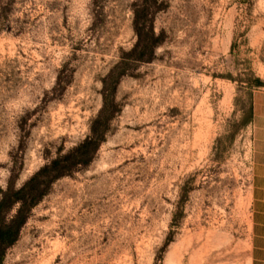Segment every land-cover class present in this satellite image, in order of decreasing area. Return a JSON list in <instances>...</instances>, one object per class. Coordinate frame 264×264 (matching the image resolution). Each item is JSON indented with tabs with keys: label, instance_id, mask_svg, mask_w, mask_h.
<instances>
[{
	"label": "rangeland",
	"instance_id": "rangeland-1",
	"mask_svg": "<svg viewBox=\"0 0 264 264\" xmlns=\"http://www.w3.org/2000/svg\"><path fill=\"white\" fill-rule=\"evenodd\" d=\"M258 92L264 0H0V199L103 135L0 264H249Z\"/></svg>",
	"mask_w": 264,
	"mask_h": 264
},
{
	"label": "trees",
	"instance_id": "trees-1",
	"mask_svg": "<svg viewBox=\"0 0 264 264\" xmlns=\"http://www.w3.org/2000/svg\"><path fill=\"white\" fill-rule=\"evenodd\" d=\"M133 28L138 38L137 43L133 48V53H135L140 47V40L142 39V36H148L151 41L152 37H154V33L152 25L143 22L135 21L133 23ZM151 45L152 43H148L146 50H151ZM147 54V51L146 53L145 51L141 52L136 60L145 62V59L147 57L149 58V55ZM103 86L105 88L107 87L106 82L103 83ZM106 92L107 91L105 89V92L103 91L102 93L103 106L93 123H97L100 119H102L103 115L108 110L109 103H113V95L106 94ZM102 138L103 135L96 133L95 129L91 128L90 136L86 137L67 154L57 156L48 164L41 167L19 190L13 192L11 187L8 188L0 199V214L3 209L9 207L11 204H18L19 208L16 213V217L21 218V221L18 223V227L21 226L26 218V213H28L30 208L37 204L45 195L46 189L49 185L60 178L70 175L78 168L87 166L102 142ZM13 223L14 219L9 223L3 220L0 222V262L5 248L12 244V240H9V238L13 230Z\"/></svg>",
	"mask_w": 264,
	"mask_h": 264
},
{
	"label": "crops",
	"instance_id": "crops-1",
	"mask_svg": "<svg viewBox=\"0 0 264 264\" xmlns=\"http://www.w3.org/2000/svg\"><path fill=\"white\" fill-rule=\"evenodd\" d=\"M252 145V232L255 243L249 264H261L260 250L264 246V92L253 98Z\"/></svg>",
	"mask_w": 264,
	"mask_h": 264
}]
</instances>
